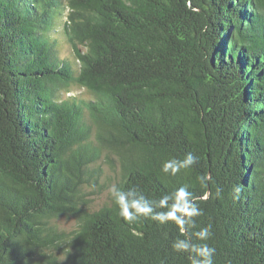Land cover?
Masks as SVG:
<instances>
[{
	"label": "trees",
	"instance_id": "1",
	"mask_svg": "<svg viewBox=\"0 0 264 264\" xmlns=\"http://www.w3.org/2000/svg\"><path fill=\"white\" fill-rule=\"evenodd\" d=\"M103 157L120 180L94 210ZM116 192L151 212L126 220ZM205 246L264 264V0H0V264H193Z\"/></svg>",
	"mask_w": 264,
	"mask_h": 264
},
{
	"label": "rangeland",
	"instance_id": "2",
	"mask_svg": "<svg viewBox=\"0 0 264 264\" xmlns=\"http://www.w3.org/2000/svg\"><path fill=\"white\" fill-rule=\"evenodd\" d=\"M59 39V54L61 57L73 58V52L70 44L66 40L62 31L59 30L56 33ZM77 96L80 98H86L90 95L88 92L80 88L79 86L73 85L69 90L62 93V97ZM97 165H100L101 171L96 174V180L92 179L93 183L89 186L90 194L87 195L91 199L92 209H99L112 198L117 182L120 180V170H118V164L115 168H111L106 161V157H103ZM57 225L60 228L71 231L76 226V218H65L61 217L57 220Z\"/></svg>",
	"mask_w": 264,
	"mask_h": 264
},
{
	"label": "clouds",
	"instance_id": "3",
	"mask_svg": "<svg viewBox=\"0 0 264 264\" xmlns=\"http://www.w3.org/2000/svg\"><path fill=\"white\" fill-rule=\"evenodd\" d=\"M185 164H192L193 163V158L191 156H188L187 159L184 161ZM171 165H165V169L170 167ZM181 197L186 196L187 193L181 190L179 193ZM115 200L116 203L120 206L121 210V215L128 221L134 220L135 213L133 211H130V209H135L136 213H144L147 214L151 212V208L147 206H142L139 201L133 200L131 202L128 201L127 195L121 192H116L115 193ZM162 203H164L162 201ZM169 218H174L172 214H169ZM199 235L204 238L207 237L208 235V230L204 229ZM215 253L214 248H208L205 246L203 249H201V255L204 256L203 261H194L193 264H213V255Z\"/></svg>",
	"mask_w": 264,
	"mask_h": 264
}]
</instances>
